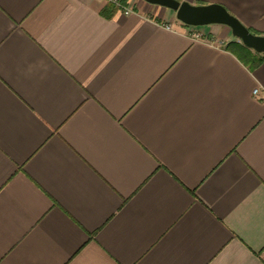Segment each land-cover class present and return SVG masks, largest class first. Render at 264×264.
I'll return each mask as SVG.
<instances>
[{
    "label": "crops",
    "instance_id": "1",
    "mask_svg": "<svg viewBox=\"0 0 264 264\" xmlns=\"http://www.w3.org/2000/svg\"><path fill=\"white\" fill-rule=\"evenodd\" d=\"M178 1L264 35V0ZM242 45L144 0H0V264H264Z\"/></svg>",
    "mask_w": 264,
    "mask_h": 264
},
{
    "label": "water",
    "instance_id": "2",
    "mask_svg": "<svg viewBox=\"0 0 264 264\" xmlns=\"http://www.w3.org/2000/svg\"><path fill=\"white\" fill-rule=\"evenodd\" d=\"M144 1L174 10L176 19L186 26L226 25L230 28L232 35L238 38L243 45L253 49L255 52H264V35L252 33L220 4L196 5L178 0Z\"/></svg>",
    "mask_w": 264,
    "mask_h": 264
},
{
    "label": "built area",
    "instance_id": "3",
    "mask_svg": "<svg viewBox=\"0 0 264 264\" xmlns=\"http://www.w3.org/2000/svg\"><path fill=\"white\" fill-rule=\"evenodd\" d=\"M117 2V0H114ZM119 5V3H117ZM125 12H128V10H125ZM166 29H172L171 26L169 25H165ZM190 35L191 38H193L194 40H201L203 38V35L201 32L197 31V30H192L188 33ZM258 92V89H254L253 93L256 94Z\"/></svg>",
    "mask_w": 264,
    "mask_h": 264
},
{
    "label": "trees",
    "instance_id": "4",
    "mask_svg": "<svg viewBox=\"0 0 264 264\" xmlns=\"http://www.w3.org/2000/svg\"><path fill=\"white\" fill-rule=\"evenodd\" d=\"M251 31V30H250ZM252 32V31H251ZM253 33V32H252ZM230 46V45H229ZM245 49H247V47H245L244 45H242ZM261 62V59L259 58V59H257V58H253V61H252V67L253 66H256V65H258L259 63Z\"/></svg>",
    "mask_w": 264,
    "mask_h": 264
},
{
    "label": "rangeland",
    "instance_id": "5",
    "mask_svg": "<svg viewBox=\"0 0 264 264\" xmlns=\"http://www.w3.org/2000/svg\"><path fill=\"white\" fill-rule=\"evenodd\" d=\"M197 27H201V26H197Z\"/></svg>",
    "mask_w": 264,
    "mask_h": 264
}]
</instances>
